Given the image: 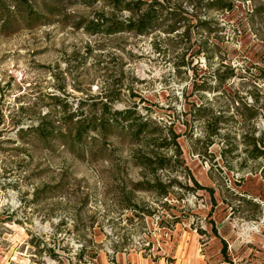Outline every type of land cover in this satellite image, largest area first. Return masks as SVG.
<instances>
[{
    "label": "rangeland",
    "instance_id": "1",
    "mask_svg": "<svg viewBox=\"0 0 264 264\" xmlns=\"http://www.w3.org/2000/svg\"><path fill=\"white\" fill-rule=\"evenodd\" d=\"M158 1L160 27L143 36L78 28L115 13L112 0H38L42 23L25 8L5 15L0 264H82L142 242L156 249L164 229L204 227L217 235L218 264H264V0L236 2L230 12ZM105 94H119L114 110L147 121L139 141L125 129L105 150L72 152L17 134L50 95L75 105ZM153 155L164 168L144 165ZM155 181L166 197L134 187Z\"/></svg>",
    "mask_w": 264,
    "mask_h": 264
},
{
    "label": "trees",
    "instance_id": "2",
    "mask_svg": "<svg viewBox=\"0 0 264 264\" xmlns=\"http://www.w3.org/2000/svg\"><path fill=\"white\" fill-rule=\"evenodd\" d=\"M36 1L38 0H34L31 4L29 0H0V32L5 33L10 28L9 21L7 18L4 19L10 9L22 12L25 8V14L28 18H33L36 23H42L40 21L43 16L40 15L39 6V10L35 7ZM194 1L208 10L217 7L222 11L230 12L236 2L254 3L256 0H189V2ZM160 6L158 0H151L147 5L141 0H112V8L115 13L109 16L99 14L92 20L81 22L78 24V28L92 36L115 37L123 34L143 36L160 27L157 16ZM262 7L264 10V2ZM122 11H127L130 14L127 20L118 19L116 13ZM255 11L257 10L255 9ZM28 27L32 28L33 26ZM167 29L169 30L168 33H175L178 31V26L174 24ZM94 99L86 97L73 105L59 96L50 95L48 96L49 103L45 105L46 110L37 113L36 123L25 130L18 129L17 134H28L34 141L46 148L57 145L72 152L74 150H105L104 143L110 138H120L125 129L133 141H139L145 132L147 121L133 119L134 112L132 110H114L113 103L119 99V94H105L98 98L99 101L97 102ZM123 122L127 123L126 126H122ZM170 133L174 142L177 137L173 132ZM176 149L178 148L176 147ZM256 151L257 156L263 155L260 150ZM165 163L166 160L153 155L145 160L144 165L152 168L155 164L156 167L152 168L153 172L156 169L164 168ZM194 185L195 189H203L196 182ZM134 187L136 190L154 191L161 197L168 195L167 187L157 181L152 184L140 182ZM223 253H225V247Z\"/></svg>",
    "mask_w": 264,
    "mask_h": 264
},
{
    "label": "crops",
    "instance_id": "3",
    "mask_svg": "<svg viewBox=\"0 0 264 264\" xmlns=\"http://www.w3.org/2000/svg\"><path fill=\"white\" fill-rule=\"evenodd\" d=\"M162 231L167 239L157 241L156 249L149 243L152 250L118 253L114 261L104 254L97 257V264H218L211 259L217 235H211L208 228Z\"/></svg>",
    "mask_w": 264,
    "mask_h": 264
},
{
    "label": "built area",
    "instance_id": "4",
    "mask_svg": "<svg viewBox=\"0 0 264 264\" xmlns=\"http://www.w3.org/2000/svg\"><path fill=\"white\" fill-rule=\"evenodd\" d=\"M159 220V217H156V221ZM78 248L76 249H81V245L77 246ZM145 250H152L150 248V244L149 243H140V244H137L134 249L132 251H138V252H142V251H145ZM77 251H81V250H77ZM125 252H128V250H124L123 253ZM118 253L115 252L114 250H108L106 252V256L108 257V259L110 261H114L117 257ZM98 257V256H97ZM97 257L96 256H93V257H83V263L82 264H97ZM47 264H56V261L54 260H50V261H47Z\"/></svg>",
    "mask_w": 264,
    "mask_h": 264
}]
</instances>
